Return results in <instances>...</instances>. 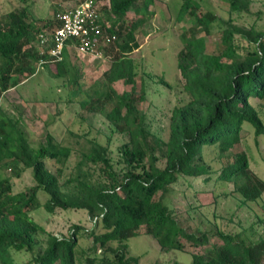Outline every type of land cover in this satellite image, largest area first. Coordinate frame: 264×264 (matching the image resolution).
<instances>
[{
  "label": "trees",
  "instance_id": "obj_1",
  "mask_svg": "<svg viewBox=\"0 0 264 264\" xmlns=\"http://www.w3.org/2000/svg\"><path fill=\"white\" fill-rule=\"evenodd\" d=\"M92 1L96 5L97 0ZM107 1L108 6L98 9L102 16L97 48L103 52L111 43L110 65L105 80L86 88L78 104L102 113L111 130L125 141L113 158L106 144L71 130L66 138L47 133L45 142L33 140L0 107V169L9 168L16 177L31 171L34 181L14 193L11 177L0 179V264H139L138 257L129 255L127 241L141 233L152 235L162 253L188 252L191 264H264V234L254 237V224L239 233L212 225L191 232L166 200L180 190L175 187L180 183L194 192L207 190L198 189L199 183L212 192L231 183V193L241 196L240 206L263 201L264 180L251 170L245 152H233L244 123L254 128L256 136L264 134V115L250 101L264 102V30L254 26L256 18L247 26L235 22L236 17L253 14V0H222L228 5L227 19L211 11L199 12L197 0H178L176 19L188 16L191 23L183 28L175 54L188 99L172 108L163 140L147 129L137 108L146 100V87L142 79L139 92L135 90L138 70L132 57L140 47L136 29L154 16L150 6L155 0ZM129 12L133 15L127 18ZM29 17L24 6L0 15V96L21 83L20 76L36 74L37 62H52L55 77L70 72L67 45L71 40L59 60L50 54L52 42H40V34L49 38L59 25L57 18L52 22L36 18L33 24ZM214 24L221 27L219 53L206 48L205 34ZM67 81L75 83V77ZM117 81L130 89L118 93L112 85ZM212 146L219 159H226L218 169L205 158V148ZM49 160L55 164L52 170ZM41 189L49 196L46 211L83 209L92 226L73 224L69 236L47 233L43 245L38 235L45 228L31 216ZM256 218L264 229V215L256 213ZM79 234L87 240L85 245L79 243ZM186 243L191 250L185 249ZM13 251L30 253V258L15 263Z\"/></svg>",
  "mask_w": 264,
  "mask_h": 264
},
{
  "label": "rangeland",
  "instance_id": "obj_2",
  "mask_svg": "<svg viewBox=\"0 0 264 264\" xmlns=\"http://www.w3.org/2000/svg\"><path fill=\"white\" fill-rule=\"evenodd\" d=\"M79 0H0V15L24 6L28 9L29 19L35 24L36 18H43L52 22L58 9L73 6ZM200 3L199 12L211 11L222 19L229 17L228 5L222 0H197ZM96 6H108L107 0H97ZM176 6V7H175ZM178 0H155L150 9L155 10L154 16L149 20H142L136 29L140 47L133 54L138 74L135 90L139 92L142 79L146 87V100L137 104V108L144 114V122L147 129L160 139H166L168 131V118L175 105L187 101L188 95L183 89L178 70L176 68V53L181 47V33L184 27H190V18L177 20L175 8ZM101 11V10H100ZM102 14V11L100 12ZM251 15L244 14L236 17L235 22L249 25L254 18L255 27L264 30V0H253ZM133 15L129 12L127 18ZM220 26L214 24L209 34H205L206 48L209 53H219ZM111 44V43H110ZM96 55L95 52H84L74 47L68 49V61L70 72L67 74L75 77V83L67 81L69 76L55 77V67L52 62L45 61L34 64L37 73L23 79L15 87L9 88L0 96V107L30 136V139L45 142L47 133H52L58 139L66 138L68 131L97 139L106 144L111 150L113 158L118 157V148L125 137L113 130L104 115L99 112L88 111L79 107V101L83 98V91L95 81L105 80L104 73L110 65L112 57L111 46ZM103 53V54H102ZM73 75H70V74ZM118 93L130 89L123 81L112 84ZM251 103L264 115V102L256 98L250 99ZM107 109L109 106L106 107ZM208 163L218 169L226 160L219 159L217 149L207 147L204 150ZM234 153L245 152L249 167L264 180V134L257 135L254 128L244 123L240 131V141L234 145ZM74 160H72L73 162ZM49 168H55V164L48 161ZM11 177L13 192L25 190L33 186L34 181L31 171H25L20 177H16L9 168L0 169V179ZM184 183L175 186L178 191L171 192L166 198L178 221L191 232H200L211 225L231 233H239L254 224L255 235L264 234L263 226L257 224L256 213L264 215L263 201L252 202L250 205L240 206L241 196L231 193L233 185L225 184L215 192H196L186 188ZM182 189V190H181ZM220 196H216L217 194ZM223 194V195H222ZM160 193L157 194L159 196ZM49 196L44 190L37 192V206L32 210V218L45 228L38 238L44 245L47 233L58 237L69 236L73 224H81L85 228L92 226L91 218L83 209H63L54 213L46 211L44 203ZM143 231V229H142ZM80 236V234H79ZM212 237L211 240H215ZM85 237H79V243L85 245ZM113 247L116 243L112 244ZM129 255L139 258V264H153L160 260L163 264H171V258H175L182 264H191V255L188 252L175 250L162 253L157 241L152 235L141 233L127 241ZM204 247H201L203 249ZM185 249L191 250L192 245L186 243ZM30 258V253L13 251L12 260L15 263H23Z\"/></svg>",
  "mask_w": 264,
  "mask_h": 264
},
{
  "label": "built area",
  "instance_id": "obj_3",
  "mask_svg": "<svg viewBox=\"0 0 264 264\" xmlns=\"http://www.w3.org/2000/svg\"><path fill=\"white\" fill-rule=\"evenodd\" d=\"M96 5L92 0H84L73 6L58 10L55 17L59 25L54 27L51 36L40 34L41 45L48 41L52 42L50 54L56 59H61V53L68 40H71L72 46L84 52H95L99 55L97 48L98 38L101 36V18ZM95 221V219L93 220Z\"/></svg>",
  "mask_w": 264,
  "mask_h": 264
},
{
  "label": "crops",
  "instance_id": "obj_4",
  "mask_svg": "<svg viewBox=\"0 0 264 264\" xmlns=\"http://www.w3.org/2000/svg\"><path fill=\"white\" fill-rule=\"evenodd\" d=\"M69 47H71V46H69ZM69 47H68V49H69Z\"/></svg>",
  "mask_w": 264,
  "mask_h": 264
}]
</instances>
